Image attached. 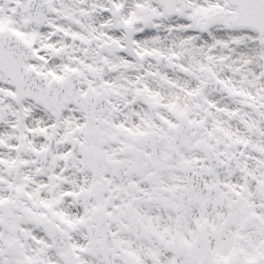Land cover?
Instances as JSON below:
<instances>
[{
    "label": "snow or ice",
    "instance_id": "snow-or-ice-1",
    "mask_svg": "<svg viewBox=\"0 0 264 264\" xmlns=\"http://www.w3.org/2000/svg\"><path fill=\"white\" fill-rule=\"evenodd\" d=\"M0 264H264V0H0Z\"/></svg>",
    "mask_w": 264,
    "mask_h": 264
}]
</instances>
